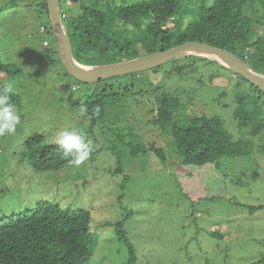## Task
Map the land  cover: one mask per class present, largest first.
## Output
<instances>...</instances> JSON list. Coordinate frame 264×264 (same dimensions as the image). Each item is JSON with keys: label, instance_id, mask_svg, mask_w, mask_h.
Here are the masks:
<instances>
[{"label": "rangeland", "instance_id": "rangeland-1", "mask_svg": "<svg viewBox=\"0 0 264 264\" xmlns=\"http://www.w3.org/2000/svg\"><path fill=\"white\" fill-rule=\"evenodd\" d=\"M38 2L0 0V59L22 68L3 80L13 85L21 101L13 103L20 117L16 131L0 136V218L31 209L43 199L89 209L99 243L87 264L129 261V246L113 225L123 219L135 253L132 264H264V124L254 134L258 121L264 122L259 90L216 62L198 59L196 71L188 69L183 75L168 74L166 63L134 79L135 87H148L151 95L137 101L130 97L128 118L112 114L107 125H93L86 86L65 68L50 16ZM60 7L72 14L80 10V4L61 2ZM247 13L255 15L249 7ZM42 24L50 32L42 31ZM45 38L56 52L43 45ZM117 77L128 76L107 80L115 82ZM66 83L78 88L64 92ZM162 92L188 105L166 126L154 124L155 113L150 111L151 100ZM246 92L251 97L243 114L250 117L255 111L258 119L241 127L234 111L239 106L236 98ZM193 111L219 116L234 141L245 142L244 154L221 159L220 168L215 163L182 164L172 151L170 130L185 124L188 117L182 115ZM63 129L75 130L90 142L87 159L79 166L71 162L59 170H35L26 155V140L40 133L44 143L54 145L51 141ZM129 131L135 136L126 137ZM119 134L124 137L119 139ZM133 144L142 146L137 155L131 152ZM152 145L165 149L167 162L148 149ZM119 163L123 172L115 173Z\"/></svg>", "mask_w": 264, "mask_h": 264}, {"label": "trees", "instance_id": "trees-1", "mask_svg": "<svg viewBox=\"0 0 264 264\" xmlns=\"http://www.w3.org/2000/svg\"><path fill=\"white\" fill-rule=\"evenodd\" d=\"M83 1L60 0V5L61 2L71 6L80 4L77 14H72L65 7L61 11L74 55L84 64L127 60L194 40L226 48L255 70L264 72V0H133L130 4L127 0H91L89 4ZM38 4L41 11L49 15L47 0H39ZM248 7L254 10L255 15L247 13ZM46 31L50 32L48 27ZM46 39L43 45L56 52L51 43L48 46L44 44ZM198 59L207 63L216 62L197 55L179 57L167 62L168 74L183 75L188 69L196 71ZM158 67L151 70L158 71ZM21 72L19 65L0 59V89L5 86V78ZM142 73L126 74L128 77H117L115 82L105 79L98 83H87L72 77L86 86L87 114L91 116L93 125H107L112 114L121 119L128 118L126 113L130 109V97L137 101L139 97L151 95L148 87H135L134 79L140 78ZM215 77L212 75L211 79ZM237 77L250 83L240 75ZM156 78L153 77V80ZM251 86L264 96V91L253 84ZM71 89L74 90L71 83L62 85L64 92ZM10 97L12 104L19 105V95L11 93ZM238 97L239 106L234 115L239 125L244 127L258 116L255 111H248L250 117L243 114L247 109V99L251 97L249 92ZM68 98L76 104L72 95ZM151 102L153 107L150 111L155 113L154 124L162 126L170 125L174 116L188 106L179 96L168 92L160 93ZM182 116L188 117L187 122L174 124L170 130L172 151L182 164L201 166L215 163L220 168L221 159L244 154L242 148L245 142L234 141L219 116L194 111ZM263 124V120L258 121L254 134L262 130ZM129 132L125 133L126 137L128 134L135 136V132ZM117 137L122 139L124 136L119 134ZM44 139V135L36 133L25 142L27 158L35 170H59L71 163V158H64L57 144L48 145ZM133 145L131 152L139 154L142 146ZM148 149L157 152L163 162L168 161L165 149L154 145ZM119 172H123L120 163L115 168V173ZM124 178L128 180L130 175L125 174ZM260 207L251 206V209ZM91 222L89 209L62 207L46 199L40 200L31 209L0 218V264H87L99 243V235L92 231ZM124 222L125 219L113 225L119 239L129 246L131 258L126 264H132L135 253Z\"/></svg>", "mask_w": 264, "mask_h": 264}, {"label": "water", "instance_id": "water-1", "mask_svg": "<svg viewBox=\"0 0 264 264\" xmlns=\"http://www.w3.org/2000/svg\"><path fill=\"white\" fill-rule=\"evenodd\" d=\"M47 2L61 60L67 71L80 81L98 83L110 77L149 70L181 56L197 55L214 60L231 69L235 74L244 77L264 91V72L255 70L236 53L202 41H186L167 50L146 53L127 60L106 64H84L74 55L73 44L63 22L60 0H47Z\"/></svg>", "mask_w": 264, "mask_h": 264}, {"label": "clouds", "instance_id": "clouds-1", "mask_svg": "<svg viewBox=\"0 0 264 264\" xmlns=\"http://www.w3.org/2000/svg\"><path fill=\"white\" fill-rule=\"evenodd\" d=\"M13 91L11 84L0 89V136L14 133L20 118L15 105L10 102V94ZM51 142L57 144L62 150L63 157H70L71 162L76 166L81 165L87 159L91 150L90 142L75 130H60Z\"/></svg>", "mask_w": 264, "mask_h": 264}, {"label": "built area", "instance_id": "built-area-1", "mask_svg": "<svg viewBox=\"0 0 264 264\" xmlns=\"http://www.w3.org/2000/svg\"><path fill=\"white\" fill-rule=\"evenodd\" d=\"M41 30H42V31H46V30H47V27H46L45 25H42V26H41ZM44 44L48 46V45H50V41H49L48 39H46V40L44 41ZM72 88H73V89H77V88H78V85L74 84V86H72Z\"/></svg>", "mask_w": 264, "mask_h": 264}]
</instances>
